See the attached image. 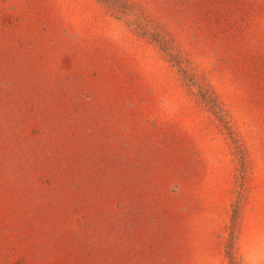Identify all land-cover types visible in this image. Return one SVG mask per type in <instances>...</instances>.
<instances>
[{"label": "rangeland", "instance_id": "374dc122", "mask_svg": "<svg viewBox=\"0 0 264 264\" xmlns=\"http://www.w3.org/2000/svg\"><path fill=\"white\" fill-rule=\"evenodd\" d=\"M235 263L264 264V0H0V264Z\"/></svg>", "mask_w": 264, "mask_h": 264}, {"label": "crops", "instance_id": "0c3cea01", "mask_svg": "<svg viewBox=\"0 0 264 264\" xmlns=\"http://www.w3.org/2000/svg\"><path fill=\"white\" fill-rule=\"evenodd\" d=\"M147 190H150V189H147ZM156 198H159V197H156ZM143 200H144V205H143L144 216L147 218L153 217L152 209L154 207V204H156V202L154 201V198L151 196H146V199L143 198ZM152 219H150V220H152ZM152 223L154 224V222H152ZM143 241L144 242L146 241L145 238L143 239ZM171 241H175V238H172ZM150 252H153V250H151Z\"/></svg>", "mask_w": 264, "mask_h": 264}, {"label": "trees", "instance_id": "16d2710c", "mask_svg": "<svg viewBox=\"0 0 264 264\" xmlns=\"http://www.w3.org/2000/svg\"><path fill=\"white\" fill-rule=\"evenodd\" d=\"M235 264H238V263H235Z\"/></svg>", "mask_w": 264, "mask_h": 264}]
</instances>
